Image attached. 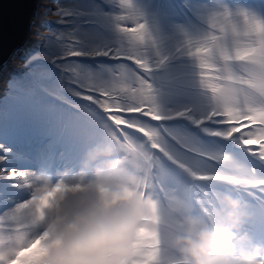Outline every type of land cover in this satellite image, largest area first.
<instances>
[{
	"label": "clouds",
	"instance_id": "9594fccd",
	"mask_svg": "<svg viewBox=\"0 0 264 264\" xmlns=\"http://www.w3.org/2000/svg\"><path fill=\"white\" fill-rule=\"evenodd\" d=\"M218 1L223 5L203 18L198 32L181 33L175 46L157 39L180 50L181 67L196 78L198 89L192 85L172 102L202 104V94L209 116L231 126L229 136H247L248 129L264 124V0H235V9L230 0ZM97 22L66 35L93 46L98 36L91 42L84 34L99 30ZM143 27L126 30L136 37L137 55L173 54ZM25 48L13 49L0 73ZM109 49L113 45L101 52ZM96 53L78 58L80 67L71 76L89 81H83L82 94L70 89L75 98H60L51 89L49 98H1L0 116L8 121L6 130L0 127V156L12 166L0 178V264H264V225H254L247 210L251 202H264V190L252 186L264 180V163L237 143L204 136L190 122L177 120L171 123L207 145L222 146L234 160L194 165L218 179L172 172L171 179H157L156 154L165 149L156 129L125 119L121 105L127 97L116 99L96 83V76L103 77L100 82L125 95V87H138L133 73L139 70L131 60ZM102 69L106 72H98ZM167 75L155 77L157 88ZM93 86L100 95L87 90ZM21 106L38 111L21 114ZM145 115L162 118L155 111ZM72 134L81 136V146L66 142ZM242 143L264 153V131ZM52 148L58 152L52 154ZM76 152L82 156L76 158ZM12 169L13 181L7 179Z\"/></svg>",
	"mask_w": 264,
	"mask_h": 264
},
{
	"label": "rangeland",
	"instance_id": "374dc122",
	"mask_svg": "<svg viewBox=\"0 0 264 264\" xmlns=\"http://www.w3.org/2000/svg\"><path fill=\"white\" fill-rule=\"evenodd\" d=\"M132 3L138 15L147 23L149 31L171 46L176 45L181 33H195L202 28L201 13L223 5L218 0H194V8L190 12L187 7L188 0H132ZM230 4L231 8H238L235 0H230ZM35 5V20L33 19L25 50L17 51L8 69L4 67L0 73V102L1 98H49L52 93L49 89L58 92L60 98H74L75 93L70 89L82 94V83L89 80L78 81L71 74L80 67L78 58L89 56H68L67 53L70 50L82 53L90 50L98 52L107 49L109 44L123 47L122 37L114 26V17L119 14L118 0H38ZM98 20L100 28L93 46L81 43L75 39V35L74 39L66 35L71 31L76 33L85 27L93 26ZM125 26H131V23L126 21ZM108 29H111V32H108L110 39L106 35ZM89 34L90 30L84 37ZM131 39L136 41V37ZM123 43H129V39L124 38ZM107 59L114 58L110 55ZM98 72L106 71L102 69ZM96 79L105 81L103 77L96 76ZM66 83L69 86H66ZM75 84L78 87H75ZM37 111V108L31 106H21L18 113L33 114ZM22 117L26 119L25 116ZM38 119L40 122L39 117ZM6 121L8 116H0V127L3 130H6ZM75 130L78 135V129ZM80 137L72 134V139L68 136L66 142L72 140L73 143L68 144L71 147H79ZM62 151L67 153L68 147L65 146ZM50 152L55 154L58 151L52 148ZM74 156L80 158L82 154L76 152ZM11 166V162L3 161V156H0V178L3 177L2 170ZM24 196L27 194L24 193ZM247 210L254 225H264V202H251Z\"/></svg>",
	"mask_w": 264,
	"mask_h": 264
},
{
	"label": "snow or ice",
	"instance_id": "6c2138e0",
	"mask_svg": "<svg viewBox=\"0 0 264 264\" xmlns=\"http://www.w3.org/2000/svg\"><path fill=\"white\" fill-rule=\"evenodd\" d=\"M118 4L119 14L114 17L115 30L122 37L121 43H123L124 38H128L130 46L124 48L116 45L113 49L102 52L98 51L96 55H111L114 59L131 60L139 70L133 73L138 87L134 86L133 89L126 90L125 95H119L117 90L105 86L104 82L98 81L96 83L102 86L104 92H108L116 99H121L122 96L127 97V102L121 105L125 110L123 113L125 119L138 121L143 125L156 129L163 141L165 149L164 155L160 153L156 154L158 159L155 170L156 178L159 180L171 179L169 172H172L183 175L196 173L195 178L201 180L218 179L220 177L216 174L198 171L194 165H198L202 161H207L214 162L212 166L215 167L221 159H233L222 146L207 145L201 136L185 127L171 123L177 120H186L190 122L196 129H199L204 136L219 138L221 141L237 143L251 156L264 163V153H261L258 148L244 146L242 143L244 139L253 138L258 133L264 131V124L253 126L248 129L247 136L243 134L229 136L228 132L231 126L224 124L221 117L214 115L211 117L209 116L202 94V104L193 102L190 106L177 107L175 103L172 102L175 96L180 92L190 91L192 85L198 89L194 73L189 75L184 72L181 65L185 58L180 54V50H174V47L169 48L168 45H165L149 31L147 23L138 15L132 0H118ZM187 7L190 12L193 11L194 0H188ZM210 11L201 13V20H203ZM126 21L130 22L131 26H125ZM141 24L144 26L142 31L151 35L154 43L159 41L160 47L165 48L173 54L168 57L156 58L148 56L146 52L143 56L137 55L136 52L132 50L135 42H133L131 38L135 37V35L126 30L137 28ZM83 54L84 53L75 50H70L67 53L68 56H80ZM162 72H168V75L161 80L160 86L157 88L155 85V77ZM105 75L106 74L103 76ZM87 90L89 92H96L100 95V91L95 86L87 88ZM86 97L95 99L93 96ZM163 101H167V103L165 104ZM153 111L162 118L153 120L148 115H145V113L151 114ZM213 125L222 127L214 129L211 127ZM16 172L15 169L10 170L7 173V179L13 181L12 177L15 176ZM252 173L253 175L255 174L254 169ZM252 186L264 190V180L255 181Z\"/></svg>",
	"mask_w": 264,
	"mask_h": 264
},
{
	"label": "water",
	"instance_id": "95a60500",
	"mask_svg": "<svg viewBox=\"0 0 264 264\" xmlns=\"http://www.w3.org/2000/svg\"><path fill=\"white\" fill-rule=\"evenodd\" d=\"M33 0H0V69L13 49L26 44Z\"/></svg>",
	"mask_w": 264,
	"mask_h": 264
},
{
	"label": "bare ground",
	"instance_id": "6f19581e",
	"mask_svg": "<svg viewBox=\"0 0 264 264\" xmlns=\"http://www.w3.org/2000/svg\"><path fill=\"white\" fill-rule=\"evenodd\" d=\"M242 5H244V2L242 3ZM250 7H254L255 5L254 4H250L249 5ZM99 21V20H98ZM98 36V29H95V30H90V34L88 35V39L92 42L93 40H95V37ZM118 40V39H117ZM96 41V40H95ZM120 41V39H119ZM109 43V42H108ZM116 44V43H115ZM98 46V45H97ZM108 46V45H107ZM114 46V45H113ZM99 47V46H98ZM97 49V48H96ZM101 50V49H100ZM102 71V70H101ZM85 72V71H84ZM79 89V88H78ZM125 90H128L126 87H125ZM38 93V92H37ZM41 93V92H40ZM33 95V94H32ZM42 96V93L41 95ZM36 97V96H35ZM47 97V96H46ZM42 98V97H41ZM75 98V97H74ZM170 184V183H169ZM254 190L253 189H249V192H253ZM264 194V193H263ZM198 205H201V204H198ZM197 206H193V209H195Z\"/></svg>",
	"mask_w": 264,
	"mask_h": 264
},
{
	"label": "trees",
	"instance_id": "16d2710c",
	"mask_svg": "<svg viewBox=\"0 0 264 264\" xmlns=\"http://www.w3.org/2000/svg\"><path fill=\"white\" fill-rule=\"evenodd\" d=\"M41 1V0H40ZM49 1V0H48Z\"/></svg>",
	"mask_w": 264,
	"mask_h": 264
}]
</instances>
